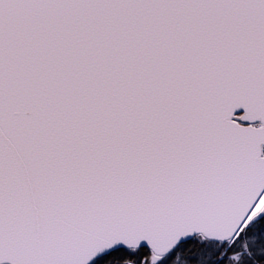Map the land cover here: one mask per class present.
<instances>
[{"label":"water","instance_id":"1","mask_svg":"<svg viewBox=\"0 0 264 264\" xmlns=\"http://www.w3.org/2000/svg\"><path fill=\"white\" fill-rule=\"evenodd\" d=\"M263 146L264 0H0V264L232 243Z\"/></svg>","mask_w":264,"mask_h":264},{"label":"trees","instance_id":"2","mask_svg":"<svg viewBox=\"0 0 264 264\" xmlns=\"http://www.w3.org/2000/svg\"><path fill=\"white\" fill-rule=\"evenodd\" d=\"M234 254L237 259L231 258ZM90 264H264V215L250 223L230 245L197 235L159 258L147 247H120Z\"/></svg>","mask_w":264,"mask_h":264},{"label":"bare ground","instance_id":"3","mask_svg":"<svg viewBox=\"0 0 264 264\" xmlns=\"http://www.w3.org/2000/svg\"><path fill=\"white\" fill-rule=\"evenodd\" d=\"M264 213V192L262 196L259 198L258 202L256 203L253 209V219L252 221L259 218ZM1 264H9V263H1Z\"/></svg>","mask_w":264,"mask_h":264},{"label":"rangeland","instance_id":"4","mask_svg":"<svg viewBox=\"0 0 264 264\" xmlns=\"http://www.w3.org/2000/svg\"><path fill=\"white\" fill-rule=\"evenodd\" d=\"M238 255L237 254H234L231 256L232 259H237Z\"/></svg>","mask_w":264,"mask_h":264}]
</instances>
